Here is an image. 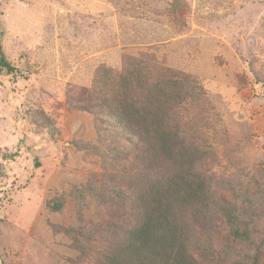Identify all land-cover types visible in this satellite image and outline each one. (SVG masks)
<instances>
[{
    "label": "rangeland",
    "instance_id": "rangeland-1",
    "mask_svg": "<svg viewBox=\"0 0 264 264\" xmlns=\"http://www.w3.org/2000/svg\"><path fill=\"white\" fill-rule=\"evenodd\" d=\"M182 2L178 18L170 0H0V45L27 76L0 73V264H104L129 221L125 204L89 191L80 201L72 191L104 190L130 143L116 120L76 104L100 65L120 71L125 56L143 52L205 92L188 129H199L213 157L219 205L197 235L196 256L254 264V251L231 235V205L256 227L264 252V0ZM54 198L61 211L47 208ZM92 225L98 232L81 252ZM59 226L82 230L72 237Z\"/></svg>",
    "mask_w": 264,
    "mask_h": 264
},
{
    "label": "trees",
    "instance_id": "trees-1",
    "mask_svg": "<svg viewBox=\"0 0 264 264\" xmlns=\"http://www.w3.org/2000/svg\"><path fill=\"white\" fill-rule=\"evenodd\" d=\"M170 4L179 18L182 0H170ZM2 72L27 77L0 45ZM174 73L154 53L128 55L120 71L100 65L91 88L79 94V110L113 118L120 135L130 143L124 166L109 178L110 184L104 182V190L89 184L72 191L80 201L89 191L98 200L117 197L125 204L129 221L109 241L104 264H203L196 256L197 235L219 202L216 181L209 172L213 157L196 138L199 129L189 133L188 127L202 109L205 92L196 78ZM257 81L264 83L263 78ZM62 200H49L47 208L61 211ZM226 213L231 235L253 250L251 260L260 264L264 252L255 240L256 227L240 221L232 205ZM97 227L83 229L89 237L82 240L79 251L93 240L89 238L98 232ZM76 230L59 226L60 232L73 233L72 237Z\"/></svg>",
    "mask_w": 264,
    "mask_h": 264
}]
</instances>
